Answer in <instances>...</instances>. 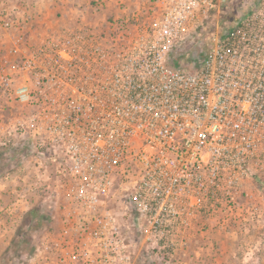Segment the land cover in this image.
Segmentation results:
<instances>
[{
	"label": "built area",
	"instance_id": "2783aa9c",
	"mask_svg": "<svg viewBox=\"0 0 264 264\" xmlns=\"http://www.w3.org/2000/svg\"><path fill=\"white\" fill-rule=\"evenodd\" d=\"M154 5L134 22L4 20L2 129L67 178L40 264H135L125 221L162 257L201 226L264 222V0Z\"/></svg>",
	"mask_w": 264,
	"mask_h": 264
},
{
	"label": "rangeland",
	"instance_id": "374dc122",
	"mask_svg": "<svg viewBox=\"0 0 264 264\" xmlns=\"http://www.w3.org/2000/svg\"><path fill=\"white\" fill-rule=\"evenodd\" d=\"M154 2L0 0V32L4 20L16 15L23 23L42 27L56 26L68 21V16L78 15L93 22L121 15L123 20L130 18L134 22L132 18L147 15ZM195 45L196 40L188 45L189 55L195 53ZM14 114L15 110L0 95V264H40L36 247L59 228L67 178L59 176L60 162L35 156L27 143L15 140L2 129ZM124 228L135 264H264V222L201 226L204 229L190 242L188 254L176 257L152 252L130 221L124 222Z\"/></svg>",
	"mask_w": 264,
	"mask_h": 264
},
{
	"label": "trees",
	"instance_id": "16d2710c",
	"mask_svg": "<svg viewBox=\"0 0 264 264\" xmlns=\"http://www.w3.org/2000/svg\"><path fill=\"white\" fill-rule=\"evenodd\" d=\"M43 217V216H42Z\"/></svg>",
	"mask_w": 264,
	"mask_h": 264
}]
</instances>
